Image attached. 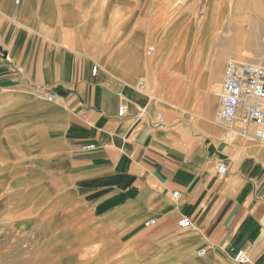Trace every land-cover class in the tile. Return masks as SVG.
I'll use <instances>...</instances> for the list:
<instances>
[{
  "label": "crops",
  "instance_id": "crops-1",
  "mask_svg": "<svg viewBox=\"0 0 264 264\" xmlns=\"http://www.w3.org/2000/svg\"><path fill=\"white\" fill-rule=\"evenodd\" d=\"M104 1L0 0V142L20 147L50 194L58 181L82 226L124 245L128 264H264V144L214 122L216 100L200 131L162 81L157 99L144 79L137 90L136 31L109 28L119 0ZM217 61L200 83L223 82ZM241 249L249 262L235 261Z\"/></svg>",
  "mask_w": 264,
  "mask_h": 264
},
{
  "label": "rangeland",
  "instance_id": "rangeland-1",
  "mask_svg": "<svg viewBox=\"0 0 264 264\" xmlns=\"http://www.w3.org/2000/svg\"><path fill=\"white\" fill-rule=\"evenodd\" d=\"M96 1L98 10L105 6L104 0ZM79 6L83 9V0H77ZM117 10L109 28L116 31L122 22L132 23L136 31L132 43L141 51L134 57L147 59L148 86L154 88L155 99L162 81L175 96L167 102L178 105L177 115L185 114L188 121H183L200 131L198 117L207 116L212 100L217 101L212 114L215 122L222 83L213 87L200 83L201 66H211L219 59L224 62V71L232 59L264 64V0H119ZM148 27L146 40L141 31ZM111 40L109 36L107 42ZM176 70L180 73L178 82L172 81ZM135 73L136 81L145 80L143 68ZM192 100L195 105L191 111L186 102L189 106ZM20 151L15 142H0V264H128L124 245L84 228L80 217L85 214L67 207L69 197L62 194L58 181L50 187V194L47 177L32 170Z\"/></svg>",
  "mask_w": 264,
  "mask_h": 264
},
{
  "label": "built area",
  "instance_id": "built-area-1",
  "mask_svg": "<svg viewBox=\"0 0 264 264\" xmlns=\"http://www.w3.org/2000/svg\"><path fill=\"white\" fill-rule=\"evenodd\" d=\"M20 1V0H18ZM153 51V48H150ZM98 66H94L93 74H97ZM144 82L140 80L137 88H142ZM220 107L216 113L217 124L232 128L249 141L264 144V64L251 63L232 59L225 67L224 79L219 91ZM49 100H54L55 95L49 94ZM129 103L119 105L118 115L123 117L129 111ZM158 124L166 122L165 115L160 113L156 117ZM90 147H94L91 145ZM226 166L222 163L218 173L224 174ZM177 199L179 192H174ZM148 224L150 223L147 222ZM191 224L189 218L180 221L182 227ZM204 250L198 252L202 255ZM235 261L247 263L249 254L241 249L235 255Z\"/></svg>",
  "mask_w": 264,
  "mask_h": 264
},
{
  "label": "bare ground",
  "instance_id": "bare-ground-1",
  "mask_svg": "<svg viewBox=\"0 0 264 264\" xmlns=\"http://www.w3.org/2000/svg\"><path fill=\"white\" fill-rule=\"evenodd\" d=\"M253 1V0H252ZM258 1H260V0H258ZM167 38V37H166ZM165 38V42L163 43V45H164V47L166 48V46H168V41H167V39ZM247 38V37H246ZM257 42V41H256ZM260 46V45H259ZM80 47V46H79ZM153 48V50H154V47H152ZM158 53V52H157ZM167 55V54H166ZM148 61H147V59L145 58V57H137L136 56V58H135V60H134V63H135V71H138L139 69H140V67L141 68H143L144 69V76H145V80L147 81V84H148V82L150 81V78H151V75H150V73H149V71H148V66H147V63ZM136 68H139L138 70L136 69ZM155 68V67H154ZM157 73V72H156ZM155 75V74H154ZM150 77V78H149ZM153 80L155 81V82H157L158 83V77H156V76H154L153 77ZM145 81V82H146ZM150 83V82H149ZM147 86V85H146ZM135 88L137 89V90H141V88H137V84H136V86H135ZM151 99H155V96H153V94H151ZM157 99V98H156ZM163 101V100H162ZM210 109V108H209ZM198 116V115H197ZM199 118V117H198ZM205 118V117H204ZM207 118V117H206ZM254 142V141H253ZM60 258V257H59ZM29 264V263H28Z\"/></svg>",
  "mask_w": 264,
  "mask_h": 264
}]
</instances>
